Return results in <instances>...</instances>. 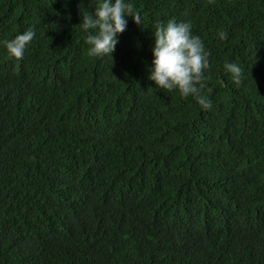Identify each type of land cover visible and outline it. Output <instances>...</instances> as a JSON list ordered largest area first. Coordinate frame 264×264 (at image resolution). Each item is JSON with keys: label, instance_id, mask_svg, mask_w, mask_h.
Instances as JSON below:
<instances>
[{"label": "trees", "instance_id": "1", "mask_svg": "<svg viewBox=\"0 0 264 264\" xmlns=\"http://www.w3.org/2000/svg\"><path fill=\"white\" fill-rule=\"evenodd\" d=\"M131 2L94 57L98 0H0V264H264V0ZM169 19L208 52L210 109L148 79Z\"/></svg>", "mask_w": 264, "mask_h": 264}, {"label": "clouds", "instance_id": "2", "mask_svg": "<svg viewBox=\"0 0 264 264\" xmlns=\"http://www.w3.org/2000/svg\"><path fill=\"white\" fill-rule=\"evenodd\" d=\"M128 17L140 26L142 16L134 11L131 0H98L92 14L87 10L81 13L79 26L87 34L88 55L110 57L118 42V34L126 28ZM151 35L153 45L148 79L157 89L167 92L175 90L182 97L192 96L202 109H210L211 100L201 94L207 79L208 52L201 38L192 33L191 22L174 19L166 23L157 21ZM33 36L34 32L29 28L4 41L7 54L17 60L22 58ZM218 36L221 40L226 39L223 31L218 32ZM223 68L230 74L233 83L239 84L241 68L231 62H226Z\"/></svg>", "mask_w": 264, "mask_h": 264}]
</instances>
